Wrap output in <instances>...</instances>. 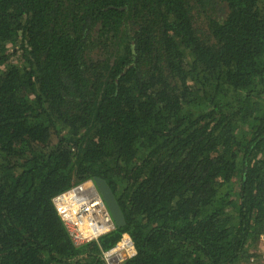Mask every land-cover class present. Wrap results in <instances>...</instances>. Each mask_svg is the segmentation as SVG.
I'll list each match as a JSON object with an SVG mask.
<instances>
[{"label": "trees", "instance_id": "trees-1", "mask_svg": "<svg viewBox=\"0 0 264 264\" xmlns=\"http://www.w3.org/2000/svg\"><path fill=\"white\" fill-rule=\"evenodd\" d=\"M100 177L126 225L77 247L53 198ZM264 236V0H0V264H252Z\"/></svg>", "mask_w": 264, "mask_h": 264}, {"label": "built area", "instance_id": "built-area-1", "mask_svg": "<svg viewBox=\"0 0 264 264\" xmlns=\"http://www.w3.org/2000/svg\"><path fill=\"white\" fill-rule=\"evenodd\" d=\"M52 202L77 247L93 242L100 243L101 237L117 228L106 203L91 179L56 195ZM262 240L264 241V236ZM136 256L137 249L127 237L102 254L106 264H124Z\"/></svg>", "mask_w": 264, "mask_h": 264}, {"label": "water", "instance_id": "water-1", "mask_svg": "<svg viewBox=\"0 0 264 264\" xmlns=\"http://www.w3.org/2000/svg\"><path fill=\"white\" fill-rule=\"evenodd\" d=\"M97 189L99 190L102 198L104 199L111 216L118 228H123L126 225V219L124 213L118 203L116 195L106 180L95 177L93 179Z\"/></svg>", "mask_w": 264, "mask_h": 264}, {"label": "crops", "instance_id": "crops-1", "mask_svg": "<svg viewBox=\"0 0 264 264\" xmlns=\"http://www.w3.org/2000/svg\"><path fill=\"white\" fill-rule=\"evenodd\" d=\"M255 255L257 259L253 264H264V242L260 243L259 249L257 252H255Z\"/></svg>", "mask_w": 264, "mask_h": 264}, {"label": "clouds", "instance_id": "clouds-1", "mask_svg": "<svg viewBox=\"0 0 264 264\" xmlns=\"http://www.w3.org/2000/svg\"><path fill=\"white\" fill-rule=\"evenodd\" d=\"M91 180H92V179H91ZM93 182H94V181H93ZM98 191H99V190H98ZM103 200H104V199H103ZM104 202H105V201H104ZM109 212H110V211H109ZM110 214H111V213H110ZM262 237H263V236H262ZM262 237H261V241H260V243H261V242H264V241L262 240ZM93 243H94V242H93ZM90 244H91V243H90ZM259 245H260V244H259ZM258 249H259V246H258ZM257 251H258V250H257ZM257 251H256V252H257ZM254 255H255V253H254ZM255 257H256V255H255ZM255 257L251 259V262L254 263V262L256 261L257 257H256V258H255ZM132 259H133V258H132ZM129 260H130V259H129ZM127 261H128V260H127ZM253 263H252V264H253Z\"/></svg>", "mask_w": 264, "mask_h": 264}]
</instances>
